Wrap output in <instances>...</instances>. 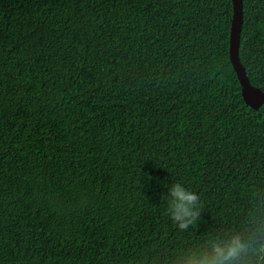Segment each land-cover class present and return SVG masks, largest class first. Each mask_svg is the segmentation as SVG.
<instances>
[{
	"label": "trees",
	"instance_id": "trees-1",
	"mask_svg": "<svg viewBox=\"0 0 264 264\" xmlns=\"http://www.w3.org/2000/svg\"><path fill=\"white\" fill-rule=\"evenodd\" d=\"M240 58L264 89V0ZM232 0H0V264H170L264 216V105ZM200 196L180 231L166 195Z\"/></svg>",
	"mask_w": 264,
	"mask_h": 264
},
{
	"label": "clouds",
	"instance_id": "clouds-1",
	"mask_svg": "<svg viewBox=\"0 0 264 264\" xmlns=\"http://www.w3.org/2000/svg\"><path fill=\"white\" fill-rule=\"evenodd\" d=\"M168 215L180 230L187 231L201 218L200 196L176 183L166 195ZM170 264H264V216L250 214L242 224L181 250Z\"/></svg>",
	"mask_w": 264,
	"mask_h": 264
},
{
	"label": "water",
	"instance_id": "water-1",
	"mask_svg": "<svg viewBox=\"0 0 264 264\" xmlns=\"http://www.w3.org/2000/svg\"><path fill=\"white\" fill-rule=\"evenodd\" d=\"M233 16L230 28L229 55L233 68L241 84L242 96L251 107L258 109L264 105V89L251 83L240 58L241 33L244 21V1L232 0Z\"/></svg>",
	"mask_w": 264,
	"mask_h": 264
}]
</instances>
